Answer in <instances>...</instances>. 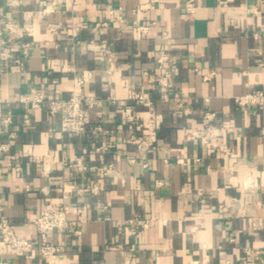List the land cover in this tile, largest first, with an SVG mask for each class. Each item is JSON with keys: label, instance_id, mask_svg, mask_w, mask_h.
<instances>
[{"label": "crops", "instance_id": "obj_1", "mask_svg": "<svg viewBox=\"0 0 264 264\" xmlns=\"http://www.w3.org/2000/svg\"><path fill=\"white\" fill-rule=\"evenodd\" d=\"M109 3L123 6V22ZM0 26L11 39L9 58L0 54V218L32 244L0 239V264H264V102L237 100L264 90V0H0ZM160 49L173 71L167 87ZM33 88L101 104L85 131H64L47 103L20 100ZM139 92L160 111L157 126L130 96ZM103 137L113 145L102 153ZM77 156L94 168L79 169ZM109 162L115 169L100 174ZM95 181L98 192L85 189ZM47 204L69 205L76 220L48 233L62 247L54 261L33 220Z\"/></svg>", "mask_w": 264, "mask_h": 264}, {"label": "built area", "instance_id": "obj_2", "mask_svg": "<svg viewBox=\"0 0 264 264\" xmlns=\"http://www.w3.org/2000/svg\"><path fill=\"white\" fill-rule=\"evenodd\" d=\"M108 9L110 15L113 19L118 21H124L125 16L123 12L122 5H116L113 3L108 4ZM99 24H107V21L98 22ZM5 28H8L11 31H17L14 23L12 21H7L5 23ZM150 28V23H141L139 24V29L141 34H145ZM20 35V31L17 32ZM11 39L4 35V28L0 26V45L1 57L4 59L9 58L11 55V48L9 46V41ZM102 45V44H101ZM30 42L26 41L23 43L24 54L29 53ZM169 59V52L165 49H160L158 55V65L162 69L160 74V84L163 87H167L170 84L173 71L170 67L167 66V61ZM132 98L136 102L146 103L149 107V123L152 126H157L160 118V111L155 106L152 99L146 95L144 92H139L137 94H131ZM164 97L168 98V93L164 92ZM20 100L28 103L31 107H39L44 103L48 104V110L52 114L60 113L61 114V126L64 131L70 132H82L85 131L90 119H91V109L101 104V99L95 95L87 94L81 95L79 93H74L70 97H61L54 96L47 99L45 93L39 92L34 88L30 92L22 93L20 95ZM237 100L240 104H253V103H262L264 102V90L262 89H252L241 93L237 96ZM98 114H101L98 112ZM214 112L208 111L206 115L208 117L212 116ZM135 114L133 112L132 106L126 107V119L129 121H135ZM13 120V112L8 111L2 118L4 125L9 128ZM25 121L29 122L30 117H26ZM97 128H101L100 123L95 125ZM210 129V128H209ZM11 135L14 134V131H10ZM193 136H199L203 141H207L208 133L202 130H193ZM113 145V141L109 138L103 137L97 145V149L102 153L108 151ZM152 145V139L150 136L139 138L137 141V147L139 153L144 152L146 148ZM8 148V143H2L0 145L1 149ZM130 161H135L136 157H131ZM144 166L148 165L146 160L142 161ZM79 169L94 168L93 166L88 165L82 156H77L74 161ZM115 169L114 162H109L107 164L101 165L97 170L100 174H109ZM93 192L99 191V183L95 181L89 187ZM69 205L65 204L62 208L55 207L51 204H47L44 209L41 211L40 215L34 217V221L37 225V230L39 235L43 240L42 252L51 260L54 261L62 250V247L58 243H54L49 240L48 233L53 230H66L72 229L75 224V219L68 214ZM133 219H131L132 221ZM76 232H80V229H75ZM0 232H1V241L8 243L13 249L27 251L31 248V239L27 235L19 232L9 221V219L3 217L0 218Z\"/></svg>", "mask_w": 264, "mask_h": 264}]
</instances>
